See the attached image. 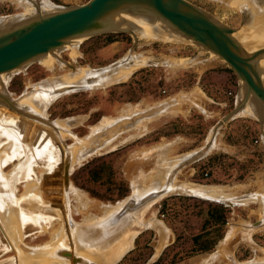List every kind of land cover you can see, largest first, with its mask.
<instances>
[{"label":"rangeland","instance_id":"374dc122","mask_svg":"<svg viewBox=\"0 0 264 264\" xmlns=\"http://www.w3.org/2000/svg\"><path fill=\"white\" fill-rule=\"evenodd\" d=\"M186 1L202 9L222 25L233 29V33H238L244 23H247L248 30L251 29L250 26L254 28L249 26L247 14L242 21L243 10L241 12L230 6L227 3L229 0ZM241 1L245 0H239L238 3ZM256 12L258 10L252 13ZM24 13L25 9L20 3L0 0V18ZM249 31L262 33L259 29ZM78 42L74 45L77 48V56L74 58L69 55L70 47L55 50L64 63L63 67L55 63L54 68L48 70L38 60L4 76L5 78L0 77L5 79H1L4 84L7 82V85L2 86H6L10 97L19 102L24 95L32 94L35 88L33 86L44 87L47 84L42 82H46L48 78L73 72L69 66L103 69L130 53L151 60L149 65L133 71L126 81L102 89L63 91L65 87L57 89L70 84L47 86L53 89L50 96L54 100L50 101L46 109V126L56 138L59 136L57 140L64 151L76 149L78 152V149H82L89 156L68 172L69 183L80 192V196L74 198L73 194H69L62 202L66 215L76 224L75 227L91 228L93 225L100 227L101 224H109L110 227L117 226L121 230L125 226V230L130 222V214L122 215L125 206L130 199L138 201L149 195L147 193L136 198L131 182L139 183L140 178L143 179L142 182L148 179L160 162L162 167L165 162L166 167L175 162L177 167L181 163L177 169L174 165L176 170L171 169L175 174L178 172L176 178L179 182L235 188V196L238 198L264 190V128H261L255 115H237L218 130L215 148L206 156L187 165H182V161L178 163L186 155L204 147L211 130L234 109L237 100L243 96L237 75L225 61L193 43L162 42L139 35L134 37L125 32L100 34ZM175 60H188L189 63L186 67L174 69L163 64ZM154 63L156 65H151ZM214 63H220L222 68L211 67ZM262 78L264 79V74ZM169 103L176 112L159 114L146 122L145 128L134 130L131 129L132 126H127L128 123L126 128L120 125L121 121H117L100 129L101 131H92L94 134L90 130L103 119L117 118L120 110L127 105H137L142 113L135 119H143L145 113L156 115ZM18 107L20 111L26 107L23 112L34 115L28 106ZM152 107H156L155 112H152ZM5 109L2 107V110ZM55 123H60L70 135L65 137L66 134L63 133L64 137L61 136L62 130L59 134ZM120 128L125 129L117 135L116 131ZM112 138L113 141L105 151L89 155L90 149ZM229 146L240 147L241 150L235 154L228 149ZM17 163L18 159L7 163L4 171L9 173ZM39 169L42 168H34L38 181L42 177L40 180H47L46 170L43 168L45 173L39 177ZM135 174L138 176L135 177ZM62 178L64 185V176ZM29 182L35 183L34 180ZM17 189L20 197L21 184ZM191 195L193 194L183 192L168 194L152 203L144 212L143 218L147 220L154 216L169 232V239L161 245L162 240L153 227L142 228L133 238L132 248L114 264H247L264 261V211L258 203L250 201L228 206ZM120 203L123 205L119 211L103 215L104 207ZM117 215L121 216L116 218ZM86 216L96 219L93 223L86 224L83 223ZM56 225L57 222L53 228ZM2 231L0 226V264H13L18 254L9 248ZM32 232H26L22 242L27 250L42 249L41 254L35 256L25 251L22 253V260L25 264L50 262L44 249L46 245H50L48 233ZM159 244L162 246L160 250L157 249ZM42 257H46L47 261Z\"/></svg>","mask_w":264,"mask_h":264},{"label":"bare ground","instance_id":"6f19581e","mask_svg":"<svg viewBox=\"0 0 264 264\" xmlns=\"http://www.w3.org/2000/svg\"><path fill=\"white\" fill-rule=\"evenodd\" d=\"M12 1L20 3L24 7L25 9L24 14L26 15L35 13L36 7H39L41 11H47L52 9V4L46 2V0H40V2L38 3L35 0H11V2ZM232 1L233 2L229 0V2L227 3H229L230 6L232 5V7L239 9L241 12L243 10V12L247 14V20H249L248 21L249 26L252 25L254 27L252 28L250 26V28L253 30L259 29L262 31V33L259 34L253 33L252 31H249L251 29L249 30L247 29L248 28L247 23H244V25L242 26V28L238 33H233V37L236 40H238L248 51L264 47V30H263L264 0H245L244 2L241 1L239 3H238L239 0L237 2L234 0ZM240 3L241 6L239 5ZM255 10H258V12L252 13L255 12ZM250 16H252V18H250ZM131 21L137 24L138 29L135 30L137 31L136 34L139 35L140 37H146L147 39L150 40H157L162 42L192 43L191 41L185 39L182 36H178L168 32L165 29V25L162 24L161 22H148L133 18ZM76 43H79L78 40H74L73 42L65 44L62 47V49H65V47H67L66 49H68V47L71 48L69 55L72 58L77 56L76 54L77 48H75L76 46L74 47ZM58 54L59 53L57 51L55 53H48L46 55L41 56L38 60H41L44 67L48 70H52L54 68L55 63H58L59 66L63 67L64 63L60 60L59 58L60 56ZM150 63L152 62L147 57L130 53L125 58L121 59L120 64H117L114 67H107L106 69L104 68L98 70H93L90 69L89 67L74 68L73 72L71 73L63 74L57 78H48L46 82H42V84L44 83L47 84L46 86L44 85V87H40V85L33 86L35 88L30 96H28L29 94L24 95V97H22V100L20 99L19 102L17 100H16L17 102L15 101L17 110L20 111V108L18 107L20 105L22 106V108H24V106H28L27 108L32 110L34 115H31L30 111H29L30 114L24 112L25 115L24 114L22 115L23 118L27 120H31L34 123L40 125L41 127L47 129V131H49L56 139L61 154L59 153V150L57 149L55 143L48 137V135H45L44 133L39 134V136L34 141V145L31 146L32 148L27 147L25 144H22L20 142L21 136L17 134L10 135L8 133L7 134L8 140H6L4 143L2 142L0 143V181H1L0 185L2 186V188L4 187L7 188L6 190L9 191V193L13 198L11 204H14V206L12 205L10 206V204H8L7 202V207H9V219L10 222L12 223V228L16 233L17 238L22 245L20 248L15 249L12 240L10 239L9 235L7 234L6 230L3 227V224L0 221L1 230L4 231V233L3 231L2 233L4 234V236L7 239V242L9 243L8 244L9 248L10 249L12 248V250H15L18 254V257L15 258L13 264H25V262L22 260V253H25V251L35 256L41 254L42 249L32 248L31 250L29 249L27 250L26 245L23 244L22 238L26 234V232L29 233V231L31 232L45 231L43 233H48L51 239L48 242L50 245L45 244L46 246L45 247L43 246L44 249L46 250V254H48L49 256L48 261L50 260V262H41L40 264H75L73 263V256H79L85 259L88 262V264H114L122 257V255L126 251H128L129 248L130 249L132 248L133 238L142 228L145 227H153V229L156 230L158 237H160V239L162 240L160 241V244L162 242L161 245H163V241H167L169 239V232L167 231V229L164 228V226L160 225L162 223H159L154 219V216L145 220L143 218V214L145 211H147L149 206L152 205V203L156 202L157 200L168 194L183 192L204 198L231 201L233 205H238L240 203L246 204V202L253 201L258 203L260 205L259 207L264 211V192H262L264 190L258 192L257 194L245 195L238 198L235 196V192H236L235 188L179 182L176 178L178 172L177 174H175V172L174 173L171 172V169L172 171H174L177 169V167H179L178 165L181 164L180 163L181 161L183 163V160L180 159V161L178 162L180 164H178L177 167H176L177 162L168 165V167L165 166L166 162L165 164L163 163L164 165L163 167L162 165H160V163L162 164V162H160L159 166L162 167L163 169L157 165L158 167L156 166L154 173L153 174H150L151 172L149 173L150 176L148 177V179L144 178L145 180L142 182L143 179L140 178L139 183H136L135 181L131 182L132 183L131 186H133L134 189L133 192L135 191V194L137 195L136 198L143 197L147 193L151 195L152 193L158 192L159 195H157L156 198L154 197L152 200L147 201L146 203H144V205L139 207H134L133 210L124 214V210L126 209L128 204L125 206V209L122 211V215L128 216L130 214L129 216L130 222L128 223V226L125 228V230H123L125 226L123 227L122 229L123 231H122L117 226L114 228L110 227L109 224H105V225L101 224L100 227H93L94 226L93 225L91 228H84V227L78 228L75 227L76 224H74L72 220L68 218V215H66V212L64 211L65 210L63 204L64 199H66V197L68 198L69 194H73L74 198L76 196L78 198V195L80 196L79 194L80 192L69 183V180L67 184L64 183L63 185L62 176H64V167L68 165V172H70L71 169L76 167L77 164H79L82 160L86 159V157L89 156H87L82 149L80 151L78 149V152L75 151L76 149L75 150L72 149L70 151L69 150L64 151L63 149L64 147L57 140L59 136L56 138L55 134L46 126L47 119L46 120L44 119V117H47L46 109L48 108L50 101L54 100L53 96H50V92L53 89L49 87L47 88V86L57 87L62 84H70V85L60 86L57 90L63 87H77V88L86 87V89L92 88V90L102 89L108 87L111 84L126 81V79H128L132 75L133 71H135L139 67L149 65ZM188 63H189L188 60H175V61H166V63L163 64L168 67H172L174 69L179 67H186L188 66ZM261 63L264 64V57L259 62V69L262 70V73L264 74V66ZM21 69L22 68L16 70L19 71ZM16 70H13L11 72H6V74H0V77H4ZM4 78H0V88H2L3 91L6 86H2V85H5L7 83L5 82L4 84L2 82ZM56 80H61V81L55 82ZM74 83L76 84L74 85ZM186 100L188 102L187 98ZM166 105H167L166 108H163L162 111H160V113L156 115L150 116L149 112L145 113L146 116L143 119L140 118L135 119V117L138 114L142 113L137 105L136 106L127 105L120 110L117 118L103 119L97 126L92 127L90 130L91 132L92 131L98 132V130L104 127L106 128V126L110 124L111 125L115 124L114 122L117 121L119 122L121 121L120 125L122 127H125L126 124L128 123L127 126L128 127L132 126L131 129L134 130L145 128L146 122L150 121L152 118H156L159 114L172 113L175 111L173 106H169L171 105L170 103ZM2 107L5 106L0 105V120H2V116H1L2 112H5L7 110L6 107L5 110H2ZM25 109L26 107L24 108V110ZM151 109L152 110L154 109L153 111L149 109L152 112L156 111V107L155 108L152 107ZM238 115L254 116L253 107L251 105L246 104L238 112ZM7 121L9 123L10 121L13 122L11 119L10 120L7 119ZM60 123L58 124L55 123L56 125L54 124L57 127L59 134L60 131L62 130L61 136H63V133L66 134L64 135L65 137L70 135L67 133L66 131L67 129H64L65 127L62 128L63 126H61ZM1 127L2 125L0 122V128ZM124 129L125 128L121 129L120 131L119 130L116 131V134L118 135ZM93 132L92 134L95 133ZM111 141H113V138L107 140L106 142L105 141L101 142V144L98 145L97 147L90 149L91 151L89 155L99 154L105 151V149L109 147V144H111ZM213 148H215V141L212 144V146L208 149V153L212 151ZM43 155H46L47 165H42L39 164L38 162L41 160ZM60 155L62 162L60 169V176H56V172L58 171L57 170L58 168H56V164L59 161ZM185 158L183 157V159ZM16 159H18V163L13 166V168L9 173H6L4 171V166L7 163H10ZM174 165L176 169L173 168ZM36 166L42 168L39 169V173H40L39 177L43 176L46 170L47 173L45 176H48L47 180L45 179L40 180L43 178L42 177L39 178L38 181L36 172L34 170ZM43 168L45 170H43ZM140 174L141 173L139 172V176H141ZM136 175L138 176V174H135V177ZM131 179L133 180V178ZM30 180H34L36 184L29 182ZM58 181H60V183ZM20 184L22 191L20 193L21 196L18 197L17 188L18 185ZM149 195L143 197L142 199H146ZM142 199H139L138 202ZM20 200L27 201V203H33L34 205L32 209L19 207L18 203ZM1 201H3V197ZM3 202L5 203L6 201ZM123 203L117 204L116 206L104 207L102 211L103 215L106 216L110 213L119 211ZM56 205H61L63 217H60L58 214L57 215L48 214V212L45 211V210L48 211L54 210V207ZM132 211L134 212L132 213ZM120 216L121 215H117L116 218H119ZM125 216L123 217L124 219L127 220L128 218ZM95 219H96L95 217L92 218V216L91 217L86 216L83 219V223L91 224ZM56 222H57L56 228H53L54 227L53 225L54 223L56 224ZM58 222L60 223V225ZM46 230L49 231L47 232ZM160 244L158 245L159 247L157 248L159 250L162 247ZM63 251L69 252L70 257L63 255L62 254ZM40 256H38V258ZM42 258L43 260L46 259V257L45 258L42 257Z\"/></svg>","mask_w":264,"mask_h":264},{"label":"water","instance_id":"95a60500","mask_svg":"<svg viewBox=\"0 0 264 264\" xmlns=\"http://www.w3.org/2000/svg\"><path fill=\"white\" fill-rule=\"evenodd\" d=\"M35 9V13L0 18V74L24 68L32 62L38 61L41 56L54 53L55 50L61 49L65 44L74 40H84L96 35L114 32H125L136 37L137 31L135 29H138V26L131 21L132 18L148 22H161L168 32L184 37L194 45L225 61L237 75L243 92V96L237 100L234 109L211 130L204 147L198 152L188 155L182 164L187 165L206 156L208 149L215 141L218 130L236 117L246 104L253 107L254 115L257 117L261 128H264V79L262 78V70L259 69V62L264 57V47L246 50L233 37V29L222 25L214 17L186 0H89L79 6L64 7L52 4V9L49 11H41L39 7ZM245 18L246 13L242 12V21ZM120 63L121 60L109 67H114ZM151 65H156V63ZM69 67L74 70V67ZM62 90L81 91L87 89L86 87H65ZM15 101L6 89L0 92V105L7 108L1 115L0 143L8 140V133L10 135L17 134L21 136L20 142L22 144L32 148L35 139L40 133H44L55 143L61 154L53 135L33 121L23 118L22 115L25 113L16 109ZM7 119H11L13 122L10 121L9 123ZM38 162L47 165L46 155H43ZM61 164L60 155L56 164V168H58L56 176H60ZM68 180V165H66L64 167V183L67 184ZM58 182L60 183V181ZM4 188L0 185V201L2 197L3 201H6L5 203L0 202V221L15 249H18L22 245L12 228L9 219V207H7V202L10 206H14L11 204L13 198L6 190L7 188ZM157 195H159L158 192L152 193L139 202L130 199L124 214L133 210L134 207L144 205L147 201L156 198ZM191 196L233 206L231 201ZM18 205L32 209L34 204L20 200ZM55 207L54 210L45 211L48 214H58L63 217L61 205ZM62 254L70 257V253L67 251H63ZM73 263L88 264L85 259L79 256H73ZM247 264H264V261Z\"/></svg>","mask_w":264,"mask_h":264},{"label":"crops","instance_id":"0c3cea01","mask_svg":"<svg viewBox=\"0 0 264 264\" xmlns=\"http://www.w3.org/2000/svg\"><path fill=\"white\" fill-rule=\"evenodd\" d=\"M40 2V0H35ZM53 4L57 5V6H64V7H70V6H79L82 5L84 3H86L89 0H51ZM37 2V3H38ZM219 67L222 68L220 63H214L211 67ZM261 142V140H260ZM231 150L232 153L238 154L241 150L240 147H236V146H229V148Z\"/></svg>","mask_w":264,"mask_h":264}]
</instances>
